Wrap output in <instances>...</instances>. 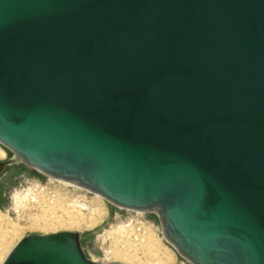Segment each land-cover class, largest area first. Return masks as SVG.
Masks as SVG:
<instances>
[{
    "label": "water",
    "instance_id": "95a60500",
    "mask_svg": "<svg viewBox=\"0 0 264 264\" xmlns=\"http://www.w3.org/2000/svg\"><path fill=\"white\" fill-rule=\"evenodd\" d=\"M0 143L192 264H264V0H0ZM1 264L104 263L62 229Z\"/></svg>",
    "mask_w": 264,
    "mask_h": 264
},
{
    "label": "rangeland",
    "instance_id": "374dc122",
    "mask_svg": "<svg viewBox=\"0 0 264 264\" xmlns=\"http://www.w3.org/2000/svg\"><path fill=\"white\" fill-rule=\"evenodd\" d=\"M0 148L6 153L1 159L11 154L2 143ZM74 198L87 199L95 211L70 206ZM69 215L83 219L81 225H71ZM62 229L77 230L84 253L104 264H192L164 239L154 212L119 207L22 161L7 166L0 173V264L21 236ZM149 236L157 240L154 250L146 245Z\"/></svg>",
    "mask_w": 264,
    "mask_h": 264
},
{
    "label": "bare ground",
    "instance_id": "6f19581e",
    "mask_svg": "<svg viewBox=\"0 0 264 264\" xmlns=\"http://www.w3.org/2000/svg\"><path fill=\"white\" fill-rule=\"evenodd\" d=\"M10 151V150H9ZM11 152V151H10ZM6 155V153H5V151L4 150H2L1 148H0V156H5ZM10 155V154H9ZM9 155H7V157L9 156ZM51 177V176H50ZM52 178H54V177H52ZM57 180H59V181H61V182H65V183H67V184H70V185H73V186H75V187H79V188H82V189H85V190H88V189H86V188H84V187H82V186H79V185H77V184H75V183H72V182H70V181H66V180H63V179H59V178H56ZM88 191H90V190H88ZM91 192H93V191H91ZM94 194H96V195H100V194H98V193H96V192H94ZM69 205L70 206H73L75 209H77V210H80V211H84L85 209H87L88 211H90V212H94L95 211V206L93 205V204H91V202L90 201H88L87 199H81V198H74L73 200H72V202L70 201V203H69ZM123 208V207H122ZM126 209H128V210H134V209H129V208H126ZM134 211H136V212H144V211H142V210H134ZM68 221L71 223V225H76V226H80L81 225V221H83V219H75V218H73V217H71L70 215L68 216ZM126 229L125 228H122V229H120V232L121 231H125ZM163 235V234H162ZM164 237V236H163ZM165 239V238H164ZM166 240V239H165ZM167 241V240H166ZM168 242V241H167ZM147 244V246H148V249H151V250H154V248H156L157 246H156V243H157V240L154 238V237H148V239H147V242H146ZM169 244H171L170 242H168ZM172 245V244H171ZM173 246V245H172ZM5 258V257H4ZM133 263H136L135 261H133Z\"/></svg>",
    "mask_w": 264,
    "mask_h": 264
}]
</instances>
